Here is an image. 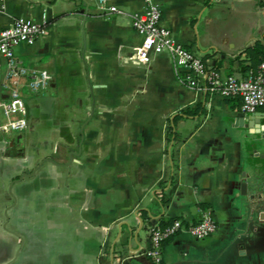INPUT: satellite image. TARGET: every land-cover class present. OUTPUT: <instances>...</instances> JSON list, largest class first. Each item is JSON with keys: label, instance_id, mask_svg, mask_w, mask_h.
<instances>
[{"label": "crops", "instance_id": "crops-1", "mask_svg": "<svg viewBox=\"0 0 264 264\" xmlns=\"http://www.w3.org/2000/svg\"><path fill=\"white\" fill-rule=\"evenodd\" d=\"M98 1L0 0V31L47 15L49 33L15 53L52 76L39 92L21 80L28 132H0V264H153L151 229L196 223L204 206L217 232L171 237L167 264H264V109L246 113L203 80L190 86L167 52L137 60L133 17L145 0H110L121 12ZM155 1L209 66L253 70L258 0ZM7 72L3 61V100Z\"/></svg>", "mask_w": 264, "mask_h": 264}, {"label": "built area", "instance_id": "built-area-1", "mask_svg": "<svg viewBox=\"0 0 264 264\" xmlns=\"http://www.w3.org/2000/svg\"><path fill=\"white\" fill-rule=\"evenodd\" d=\"M3 2V0H1ZM264 13V0H258ZM101 9L110 12H121L110 0H99ZM146 9L133 17L134 28L143 36V43L137 60L149 63L152 54L167 52L174 58L178 67L186 69V80L190 86L197 87L203 80L208 90L223 98H240L242 109L246 113H256L264 109V60L256 70L246 77L223 75L211 67L200 56L177 40L170 28L163 24L160 5L155 0H145ZM3 4L0 3V9ZM49 33L47 15L42 21L30 18H17L13 23L0 31V69L3 61L8 65L7 83L9 99L0 98V132H21L28 128L27 106L21 91V80L28 79V88L32 92L46 89L52 80L47 70L28 68L16 56V47L32 45L39 38ZM218 225L210 210H204L196 223H187L175 219L169 226L156 224L151 229L152 249L149 252L153 264H167L164 258V243L180 232H189L194 238L204 240L217 232Z\"/></svg>", "mask_w": 264, "mask_h": 264}, {"label": "trees", "instance_id": "trees-1", "mask_svg": "<svg viewBox=\"0 0 264 264\" xmlns=\"http://www.w3.org/2000/svg\"><path fill=\"white\" fill-rule=\"evenodd\" d=\"M248 54L251 61V66L253 70H256L259 64L264 60V44L258 43L254 47L248 49ZM206 58V57H205ZM205 58H203L205 60ZM206 61V60H205ZM215 68V67H214ZM231 75V74H230ZM240 99V98H237ZM208 207L204 206V209L206 210ZM175 219L170 220H163L161 223H159L162 227L169 226L173 223ZM169 240V239H168ZM167 240V241H168ZM166 241V242H167ZM165 242V243H166ZM164 243V244H165Z\"/></svg>", "mask_w": 264, "mask_h": 264}, {"label": "water", "instance_id": "water-1", "mask_svg": "<svg viewBox=\"0 0 264 264\" xmlns=\"http://www.w3.org/2000/svg\"><path fill=\"white\" fill-rule=\"evenodd\" d=\"M256 114V116H258V113H255ZM260 114V113H259ZM241 116L243 117V116H245V114H241ZM257 120H258V118H257ZM242 121V120H241ZM247 187V183H244L243 184V188H246Z\"/></svg>", "mask_w": 264, "mask_h": 264}, {"label": "rangeland", "instance_id": "rangeland-1", "mask_svg": "<svg viewBox=\"0 0 264 264\" xmlns=\"http://www.w3.org/2000/svg\"><path fill=\"white\" fill-rule=\"evenodd\" d=\"M21 132H24V133H27L28 132V129H25V130H23V131H21ZM15 133H18V132H15ZM16 178V177H15ZM3 231L5 230V225H3Z\"/></svg>", "mask_w": 264, "mask_h": 264}]
</instances>
